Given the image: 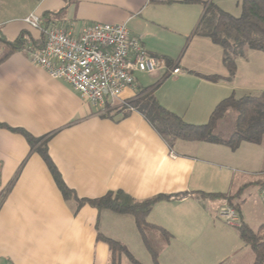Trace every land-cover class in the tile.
Here are the masks:
<instances>
[{
    "label": "crops",
    "instance_id": "crops-1",
    "mask_svg": "<svg viewBox=\"0 0 264 264\" xmlns=\"http://www.w3.org/2000/svg\"><path fill=\"white\" fill-rule=\"evenodd\" d=\"M188 1L0 0V49L5 52L0 58V264H110L111 252L98 234L124 246L139 263L141 256L152 264L132 216L62 197L36 152L40 145L78 200L116 191L136 201L169 196L147 217L171 236L159 242L158 232L151 231L159 242V264L254 263L237 228L227 226L217 212L231 202L241 225L261 231L264 240L263 142H243L234 151L183 141L169 148L142 115L120 110L140 90L153 89L163 108L187 124L203 125L222 100L264 90V53L257 51L246 50L236 60L231 81L210 82L188 73L227 77L222 49L195 33L212 0ZM225 2L217 0L216 6L227 12ZM32 13L44 27L73 35L95 23L125 25L149 55L172 66L151 75L135 73L134 86L99 114L71 86L35 66L23 49L5 57L1 39L43 42L40 32L24 22ZM173 68L180 73L170 74ZM13 130L38 144L31 148Z\"/></svg>",
    "mask_w": 264,
    "mask_h": 264
},
{
    "label": "trees",
    "instance_id": "trees-1",
    "mask_svg": "<svg viewBox=\"0 0 264 264\" xmlns=\"http://www.w3.org/2000/svg\"><path fill=\"white\" fill-rule=\"evenodd\" d=\"M184 1L185 3L189 2L188 0ZM195 33L207 38L222 49V64L227 71V77L188 73L210 82L231 81L236 71V60L243 56L244 51L251 50L264 53V0H242L240 2V15L237 17L223 11L212 2L205 4L204 14ZM1 41L7 51L5 55L7 57L22 50L28 39L19 36L13 42L2 39ZM42 44L43 42L40 45H33L40 48ZM161 60L165 66H172L170 61ZM127 106L121 107L120 110L125 114L128 111H135L142 115L169 148H172L176 142L183 141L221 145L234 151L243 142L252 144L263 142L264 90L254 95H245L240 98L230 96L222 100L212 111L207 123L203 125L187 124L176 114L163 108L158 103L153 89L140 90L135 98L127 103ZM105 116H109V112ZM13 131L22 134L31 148L38 144V140L26 132ZM36 152L44 161L55 186L65 200L73 199L78 206L88 204L98 211L109 210L116 214L132 216L152 264H159V242L167 243L171 236L165 230L150 225L147 222V217L157 202L168 200L169 196H157L144 201H136L128 194L116 191L108 192L105 196L95 200H78L74 192L61 179L48 156L46 148L40 145L36 148ZM201 195L208 198L224 197L222 194ZM228 205L237 211V207L233 206L231 202ZM153 230L158 232L159 242L151 236ZM237 232L240 240L251 248L254 254L253 264H264L262 232L254 233L244 224L237 228ZM97 239L108 246L111 252L110 264H120L121 255H125L132 264H140L119 243L99 234Z\"/></svg>",
    "mask_w": 264,
    "mask_h": 264
},
{
    "label": "built area",
    "instance_id": "built-area-1",
    "mask_svg": "<svg viewBox=\"0 0 264 264\" xmlns=\"http://www.w3.org/2000/svg\"><path fill=\"white\" fill-rule=\"evenodd\" d=\"M24 22L43 37L40 48L29 43L23 48L31 62L52 79L71 86L99 114L134 86L135 73L151 75L166 67L149 55L140 39L129 35L125 25L95 23L73 35L56 26L44 27L33 13ZM169 73L177 75L180 70L173 68ZM261 198L264 204V184ZM217 216L229 227L241 226L238 211L229 205L219 208Z\"/></svg>",
    "mask_w": 264,
    "mask_h": 264
},
{
    "label": "rangeland",
    "instance_id": "rangeland-1",
    "mask_svg": "<svg viewBox=\"0 0 264 264\" xmlns=\"http://www.w3.org/2000/svg\"><path fill=\"white\" fill-rule=\"evenodd\" d=\"M242 1V0H241ZM240 1V2H241ZM217 0H212V3L216 5ZM240 2L236 5V0H226L224 3V7L226 8V11L231 14L232 16H239L240 14ZM5 54L4 50L0 49V58ZM123 107V106H122ZM263 144H264V137H263ZM127 258V257H126ZM124 256L121 259V264H132L128 258L126 259ZM138 259L140 261V264H145V262L142 260L141 256H138Z\"/></svg>",
    "mask_w": 264,
    "mask_h": 264
}]
</instances>
